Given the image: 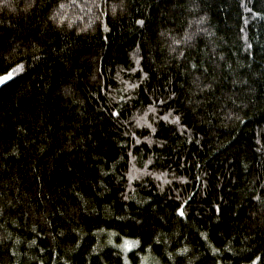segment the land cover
<instances>
[{
  "label": "trees",
  "instance_id": "obj_1",
  "mask_svg": "<svg viewBox=\"0 0 264 264\" xmlns=\"http://www.w3.org/2000/svg\"><path fill=\"white\" fill-rule=\"evenodd\" d=\"M24 6L0 0V75L21 66L0 85V264H123L125 238L129 264H264V0Z\"/></svg>",
  "mask_w": 264,
  "mask_h": 264
},
{
  "label": "snow or ice",
  "instance_id": "obj_2",
  "mask_svg": "<svg viewBox=\"0 0 264 264\" xmlns=\"http://www.w3.org/2000/svg\"><path fill=\"white\" fill-rule=\"evenodd\" d=\"M35 2H36V0H25V6H24L23 11L28 12L30 9H32L35 6ZM243 3H244V0H242V5H243ZM7 6L12 7L11 5H7ZM193 6L195 7L197 5H193ZM64 7H65V5L63 3L59 4V8L57 10L51 12L49 19L56 20L58 18L59 21L62 22L64 19V15L60 14L59 9H63ZM245 10L248 12H251L254 16H260L261 15L260 12H252L251 8H245ZM135 23L143 26L145 24V21L142 19H139V20H136ZM204 23H206V17L201 16L199 18V20L197 21V24H204ZM241 31H244V29H241ZM200 32H206V29L197 28L196 31H194L192 33L185 32L184 36L180 37V38H176L175 36H171V33H169V36H171V43L169 44V50L172 52H175V51H177V48L173 47V45H180L181 43L188 44L189 42H193L194 38H196ZM161 35H163V33ZM248 47L250 48L251 45H248ZM179 55L183 56L184 51L180 50ZM185 59L187 60L188 58L186 57ZM188 63L191 65V68L186 69V71H195V72L199 73V75L192 81L193 85H195V93H193V95H195L196 93H204L205 90L212 91L213 82H211V81H209L207 83L203 82L204 79L207 78L206 74H207L208 69L206 67H202V62H200V61L192 62L191 60H188ZM20 69H21V66L17 65L15 68H11L10 70L6 71V73L4 75H0V85H4L8 81L12 80L14 78V76L17 75V72ZM145 75H147V74H145ZM190 91H191V89H190ZM175 96H176V93L173 92L168 97H166L165 99L158 100L157 103H159L160 105H166L167 101L172 99V97H175ZM188 103H189L190 107L192 108V110L195 111V109L197 107H200L203 104V99H193V97L190 96L188 98ZM111 115L112 116H119L120 113H118L116 111H112ZM156 119H160L159 115L156 116ZM237 119H239V117H237ZM163 120L167 123L169 120V117L164 116ZM176 121H179V117H176ZM182 127H183V125H182ZM133 135H135V133H133ZM136 143H139V141H136ZM130 182L131 181H129V183ZM122 198L126 199V200L131 199L130 196H123ZM177 199H179V196H177ZM253 199H256L259 201L261 198L259 196H254ZM184 203L186 204L187 201H185ZM3 212H4V208L0 207V214H2ZM176 213L180 217L185 216L184 204H180L176 208ZM116 219L119 220V219H125V218L117 216ZM126 219L130 220L135 225H140L141 227L143 226V225H141V222L136 219L135 216H128ZM125 226H127V225H125ZM33 231H35V228L33 229ZM200 235L204 236L205 234L200 233ZM33 243H35V241H33ZM109 243H111V240H109ZM159 243H160V241L157 240L156 244H159ZM138 244H139V241L132 243L125 238L122 245H115L116 247L121 248L122 252L125 253V255L123 256V264H129V257L126 255V253L130 252ZM149 247H151V245H149ZM141 250H143V249H141ZM157 250H159V249H157ZM186 251H187V249H183L178 253V255H180L182 257L183 253ZM212 251H213V254H215V253L219 252V249L214 248ZM136 255H137L136 253H133V259H135ZM168 256H169V259L172 258L171 253H169ZM260 259H261V257L257 256L254 260L251 261V264H257V261H259ZM65 264H68V262L66 261ZM214 264H220V262L215 261Z\"/></svg>",
  "mask_w": 264,
  "mask_h": 264
}]
</instances>
